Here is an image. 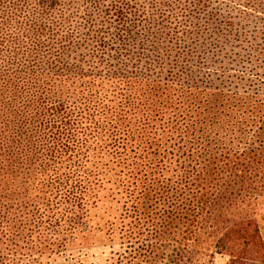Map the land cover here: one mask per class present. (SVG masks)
Wrapping results in <instances>:
<instances>
[{
    "label": "trees",
    "instance_id": "obj_1",
    "mask_svg": "<svg viewBox=\"0 0 264 264\" xmlns=\"http://www.w3.org/2000/svg\"><path fill=\"white\" fill-rule=\"evenodd\" d=\"M2 2L0 264H264V0Z\"/></svg>",
    "mask_w": 264,
    "mask_h": 264
},
{
    "label": "rangeland",
    "instance_id": "obj_2",
    "mask_svg": "<svg viewBox=\"0 0 264 264\" xmlns=\"http://www.w3.org/2000/svg\"><path fill=\"white\" fill-rule=\"evenodd\" d=\"M4 2L1 3L0 0V8L4 7ZM192 14H194V19L196 22H202L206 23V16L204 10L200 7L195 8V10H191ZM251 27V26H247ZM229 42V38H226ZM225 39V40H226ZM193 61L186 66V68L190 69L192 72H203L206 74H212L214 73V67L207 64H199L198 60L200 58V49L194 50L192 54ZM208 60L210 62V55L207 56ZM243 63H237L235 62V65H233L231 69V73L237 74V73H243L245 72V68L243 67ZM180 67H184L182 64H180ZM110 185H105V187L100 191V195L102 197V201L98 204L97 207H93L90 210V217L93 222H99L100 224L104 223L109 218L116 216L114 221L116 222L115 227L116 231L111 232L108 231L107 228H104L103 231H99L97 228H93L94 235L91 239L93 244L91 245V257H90V264H119V255L123 254V252L126 250V247L129 245L127 243L126 236L124 235V231L122 230L123 225V218L120 215V212L122 210V200L118 202L119 197H116V199H112V196L109 195V188ZM255 208V207H254ZM254 208L251 209L246 207L248 212L254 211ZM255 210H259V207L257 206ZM260 212V210H259ZM127 219H124V222ZM264 228V224L262 225V229ZM264 232V231H263ZM121 260V259H120ZM227 260V257L224 255L216 254L213 258V264H225Z\"/></svg>",
    "mask_w": 264,
    "mask_h": 264
}]
</instances>
